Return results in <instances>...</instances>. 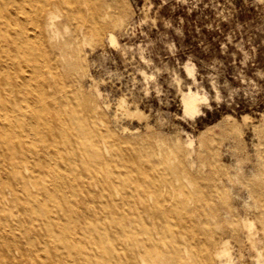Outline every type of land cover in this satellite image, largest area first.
Returning <instances> with one entry per match:
<instances>
[{
    "label": "rangeland",
    "instance_id": "rangeland-1",
    "mask_svg": "<svg viewBox=\"0 0 264 264\" xmlns=\"http://www.w3.org/2000/svg\"><path fill=\"white\" fill-rule=\"evenodd\" d=\"M65 6L74 15L57 28L63 39L72 36L68 48L79 50L75 91L90 100L108 149L131 142L179 166L171 194L179 200L193 192L198 200L190 207L199 209L191 215L193 229L176 215L171 227L184 236L190 229L199 240L212 235L210 264L229 258L264 264V222L256 218L264 212V0H68ZM188 92L199 102L193 114L184 111ZM223 125L235 127L239 138H227ZM214 185L229 196L230 215L220 193L209 192ZM225 242L227 252L216 256Z\"/></svg>",
    "mask_w": 264,
    "mask_h": 264
},
{
    "label": "bare ground",
    "instance_id": "bare-ground-1",
    "mask_svg": "<svg viewBox=\"0 0 264 264\" xmlns=\"http://www.w3.org/2000/svg\"><path fill=\"white\" fill-rule=\"evenodd\" d=\"M67 1L0 0V264H210L213 236L190 230L198 197L171 194L179 166L131 142L110 151L90 100L75 91L79 50L57 28L74 15ZM182 102L186 113L200 110L191 92ZM221 132L239 138L230 125ZM208 187L230 215L224 188ZM175 215L186 236L171 227Z\"/></svg>",
    "mask_w": 264,
    "mask_h": 264
}]
</instances>
